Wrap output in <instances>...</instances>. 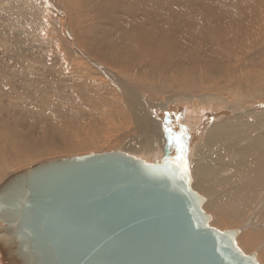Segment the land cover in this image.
<instances>
[{
    "label": "bare ground",
    "instance_id": "bare-ground-1",
    "mask_svg": "<svg viewBox=\"0 0 264 264\" xmlns=\"http://www.w3.org/2000/svg\"><path fill=\"white\" fill-rule=\"evenodd\" d=\"M165 119L187 129L210 226L264 264V0H0V183L67 157L175 156Z\"/></svg>",
    "mask_w": 264,
    "mask_h": 264
},
{
    "label": "water",
    "instance_id": "water-1",
    "mask_svg": "<svg viewBox=\"0 0 264 264\" xmlns=\"http://www.w3.org/2000/svg\"><path fill=\"white\" fill-rule=\"evenodd\" d=\"M165 158L89 154L9 175L0 183L4 264H232L240 230L210 226L189 171ZM256 255L240 264H259Z\"/></svg>",
    "mask_w": 264,
    "mask_h": 264
},
{
    "label": "snow or ice",
    "instance_id": "snow-or-ice-1",
    "mask_svg": "<svg viewBox=\"0 0 264 264\" xmlns=\"http://www.w3.org/2000/svg\"><path fill=\"white\" fill-rule=\"evenodd\" d=\"M176 119L179 120L180 117L177 115ZM177 127L179 128L178 132L173 130V128L170 126V122L167 119H165L162 124V130L166 136V146L169 149H174L176 153L175 157L170 155L166 156V158L163 160V163L171 168H175L181 172L187 173V154L189 150L188 133L184 125L180 124L177 125ZM231 243L234 246V255L236 256V258L232 261V264H240L239 257L244 256V253L238 246H236L235 240H232ZM216 250L217 252L220 251L219 248Z\"/></svg>",
    "mask_w": 264,
    "mask_h": 264
},
{
    "label": "rangeland",
    "instance_id": "rangeland-1",
    "mask_svg": "<svg viewBox=\"0 0 264 264\" xmlns=\"http://www.w3.org/2000/svg\"><path fill=\"white\" fill-rule=\"evenodd\" d=\"M110 143V142H109ZM109 143H107V145L105 146V147H100L101 149H99L98 151H96V152H103L105 149L107 150H111V149H113V147H115V144L113 143V142H111V146L110 145H108ZM112 143H113V145H112ZM111 147V148H110ZM104 149V150H103ZM93 152V151H92ZM212 226H214V225H212ZM214 227H216V226H214ZM218 227H220V226H218ZM218 227H216V228H218ZM220 228H222V227H220ZM226 228H231V226H225V227H223L222 229H226ZM219 229V228H218Z\"/></svg>",
    "mask_w": 264,
    "mask_h": 264
}]
</instances>
